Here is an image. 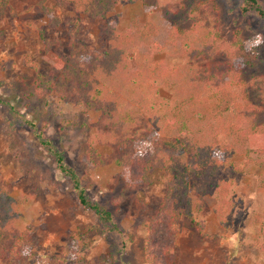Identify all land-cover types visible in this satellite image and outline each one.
I'll use <instances>...</instances> for the list:
<instances>
[{
  "label": "rangeland",
  "instance_id": "rangeland-1",
  "mask_svg": "<svg viewBox=\"0 0 264 264\" xmlns=\"http://www.w3.org/2000/svg\"><path fill=\"white\" fill-rule=\"evenodd\" d=\"M41 1L4 4L0 0V100L11 103L16 112L0 103V182L18 209L15 227L33 229L34 255L18 264H53L81 235L94 241L85 251L83 264H145L147 232L142 222L160 208L167 194V177L154 170L152 185H127L122 181L125 171L114 162L119 155L116 142L134 141L141 153L155 150L154 157L165 158L162 152L178 136L167 128L160 135L155 133L158 129L147 130L158 116V106L151 102L154 97L172 100L179 93L177 88L162 86L168 76L160 73L180 66L183 76L179 72L172 82H188L194 74L201 76L199 81L208 78L204 68L223 62L226 53L217 50L215 60L197 59L196 53L207 51L219 38L218 45L232 43L238 30L247 44L254 45L263 36L259 47L264 62V17L245 11L244 0H118L111 2L112 9L103 18L47 0L45 5L61 20L54 27L39 6ZM146 21L151 22L149 30L142 26L148 37L139 39L136 23ZM175 26L189 33L181 37ZM171 39L177 40L176 45L170 44ZM193 63L189 79L190 70L185 66ZM57 66L61 68L55 78L59 86L49 89L45 84ZM161 66L166 70H160ZM116 70L120 71L117 76ZM81 72L92 78L98 75L99 80L116 76V88L105 98L110 106L125 102L129 110H141L138 126L115 127L116 133L108 136L116 117L111 121L99 105L90 109L86 103L93 93L87 88L71 87ZM250 74L247 77L255 82L254 76L264 74V64ZM261 78L251 83L249 93L264 108ZM201 88V98L213 93L208 86ZM134 90V98L142 99L140 104L130 96ZM261 116L264 119V110ZM156 137L161 139L159 148L153 142ZM91 151L94 166L85 161ZM56 152L62 154L63 164ZM215 157L221 159L222 155L216 153ZM225 174L233 183L225 198V202L231 199L230 206L219 207L222 198L210 188L195 221H180L173 242L176 264H264V252L256 243L258 236L264 242V171L251 167L241 175ZM71 175L82 178L88 201L101 203L113 213L118 230H110L113 221L103 223L80 203ZM0 264L6 263L0 260Z\"/></svg>",
  "mask_w": 264,
  "mask_h": 264
},
{
  "label": "trees",
  "instance_id": "trees-1",
  "mask_svg": "<svg viewBox=\"0 0 264 264\" xmlns=\"http://www.w3.org/2000/svg\"><path fill=\"white\" fill-rule=\"evenodd\" d=\"M10 1L13 0H4L3 3L9 4ZM45 1L47 0H42L39 6L50 19L52 26L56 27L61 20L53 8L45 5ZM56 1L61 5H70L75 12L103 18L105 13L112 9L111 2L118 0ZM244 3L247 4L244 10L251 11L253 17H264L263 0H244ZM150 23V21L136 23V28L141 31V35H137V38L148 37L145 29L149 28L148 25L151 26ZM174 30L181 37H185L189 33L186 28L181 26H175ZM42 33H40L41 39L47 43L48 40ZM217 38L219 37L217 36ZM262 39L263 36H259L254 45L247 44L242 37V31L238 30L232 43L225 42L218 45L217 42L221 40L219 38L212 41L211 47L207 51L199 50L195 55L197 59L203 57L215 60L216 52L220 49H222L221 53H226V59L223 62L209 64L204 68L208 74V78L204 80L199 81L201 76L198 74L193 75V80L190 79L195 63L192 66H185L187 71L190 70L188 82H172L183 69L180 66L160 73V75L168 76L163 79L162 86L166 89L173 87L175 90L177 88L176 91L179 93V96H173L172 100L163 98L159 100L154 97V101L151 102L158 106V116L154 118L155 120L153 119V126L147 130L151 132L158 129L155 130V133L159 134L161 131L164 132V128H167L168 131L171 130L174 135L178 136L177 139L170 142L169 150L162 152L165 158L154 157L155 150L152 154L141 153L137 150L134 141L126 143L117 140L119 155L115 157L114 162L125 171L122 181L127 185L144 187L152 185L151 176L154 170H159L167 177V194L160 208L155 215L145 218L142 222L147 232L144 242L145 264H176L173 242L179 230L180 221L183 218L195 221L196 216L203 210V198L206 197L210 188L214 187V190L222 198L219 207L223 204L230 206L231 199L225 202V198L230 196L233 183L232 180H229L230 176L225 173L229 171L231 174L241 175L251 167L264 171V119L261 116L264 108L253 102L249 93L251 83H257L258 79L263 80L261 77H264V74L252 77L255 82L249 76L247 77V75L251 76L250 73L255 74L258 68L263 67L264 62L259 47L260 44H263ZM176 41L171 39L170 44L176 45ZM125 42L126 40L123 44ZM129 42L133 43L134 39ZM195 57L191 61L194 62ZM57 67L52 70V75L45 84L49 89L50 85L56 89L59 86L60 82H55V78L56 72H60L61 68ZM162 69L166 70V67L161 66L160 70ZM116 72L117 76L120 71L116 70ZM179 75L183 76L181 72ZM116 76L109 75L108 80H99L98 75L92 78L81 72L79 76L75 77L76 80L73 79L71 85L76 90L87 88L93 93L92 100L86 103L90 109L99 105L103 114L109 115L111 121L116 117L112 122L108 136L115 132V127L135 128L141 120V110L131 111L127 104L124 107L125 102L110 106L109 100L105 98L106 93L114 92L115 84L118 82ZM42 79L38 74L37 80L41 81ZM203 86H208L210 87L209 91H213L206 99L200 96L204 94L201 90ZM136 94L137 92L134 90L130 96L134 98ZM176 97H182V100H177ZM199 97L200 100L197 101ZM133 100L139 104L142 101V99L136 98ZM0 103L9 106L11 111L16 113L11 103L3 100H0ZM19 118L22 117L16 119ZM144 131L145 128L136 132L135 135H138L139 132L142 134ZM153 142L154 145L158 144L157 148L161 146L160 138L156 137ZM216 153L222 155V158H216ZM94 155L91 151L85 157L89 166L95 165ZM55 156L59 163H64L60 152H56ZM241 157L242 160H240ZM61 167L64 169L63 166ZM70 177L74 182V189L80 203L94 211L103 223L113 221L112 226L108 227L110 230H118L119 227L114 221L112 212L101 203L93 204L88 201L82 178L72 175ZM262 185L264 188V184ZM12 204L6 187L0 182V260L6 264H18L21 260L30 259L34 255L33 229L28 227L17 229L15 227L14 223L18 219L19 212H17L18 209H14ZM221 207L223 208V206ZM13 211L15 212L14 216H12ZM162 232L165 233L164 236L161 235ZM256 243L264 252V242L259 240V236ZM93 244L94 241H91L87 235H81L78 239L72 240L70 246L53 260V264H83L85 251Z\"/></svg>",
  "mask_w": 264,
  "mask_h": 264
}]
</instances>
